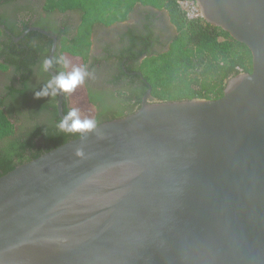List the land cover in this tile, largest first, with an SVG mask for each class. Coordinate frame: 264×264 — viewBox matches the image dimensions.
<instances>
[{
  "label": "water",
  "instance_id": "95a60500",
  "mask_svg": "<svg viewBox=\"0 0 264 264\" xmlns=\"http://www.w3.org/2000/svg\"><path fill=\"white\" fill-rule=\"evenodd\" d=\"M196 2L252 72L80 128L48 64L80 137L0 177V264H264V0Z\"/></svg>",
  "mask_w": 264,
  "mask_h": 264
},
{
  "label": "flooded vegetation",
  "instance_id": "af4514ba",
  "mask_svg": "<svg viewBox=\"0 0 264 264\" xmlns=\"http://www.w3.org/2000/svg\"><path fill=\"white\" fill-rule=\"evenodd\" d=\"M80 16L78 8L61 12L55 1L0 0V112L13 125L12 135L0 139L1 172L46 154L47 147L62 140L68 128L79 135L60 117L58 80L48 71V64L63 84L65 118L80 128H91L142 106L151 86L139 71L141 64L166 52L177 35L167 12L142 4L136 5L126 22L93 27L88 58L80 71L85 94L79 95L94 119L82 125L71 90L52 69L57 64L59 71L66 70L62 43L77 39ZM49 35L56 37V46ZM145 47L148 54L130 61L132 54ZM150 101H155L153 96Z\"/></svg>",
  "mask_w": 264,
  "mask_h": 264
},
{
  "label": "trees",
  "instance_id": "16d2710c",
  "mask_svg": "<svg viewBox=\"0 0 264 264\" xmlns=\"http://www.w3.org/2000/svg\"><path fill=\"white\" fill-rule=\"evenodd\" d=\"M62 1L64 0L60 2ZM66 1H69V4L65 5L64 10L74 9L76 6L81 8L85 14L84 24L93 23L94 21L91 19H94L96 22L101 21V16L96 11H101L106 0ZM136 1L138 0H117V2L113 0L111 1L113 7L109 13L115 10V14L117 15L120 10L125 8L129 10ZM147 1L148 3L155 1L160 8L166 9L171 23L177 30V36L169 49L163 54H154L145 59L139 70L143 74L144 79L152 87V96L155 101L218 100L223 97L226 84L230 79L237 77L241 73L252 72V54L250 50L244 44L232 39L227 32L211 26L202 19L189 21L177 5L178 0ZM75 2L76 4H74ZM122 3H130V5L124 7L121 5ZM56 6L59 7L60 4ZM95 14L99 16L96 18ZM84 31L83 26L77 39L65 40L62 43V53L63 56L65 55L64 59L67 60V71L64 69L59 71L57 64H53L52 66V69L62 76L65 86L69 90L81 94H85V90L80 73L78 74L70 66L69 61L80 58L82 66L86 63L90 39L87 33L89 30L86 33ZM147 52L148 47H145L139 54H132L130 61L137 60L144 53H149ZM1 67L3 66L0 65ZM44 73L48 74L47 72ZM139 109L140 107L128 114H119L118 119L134 114ZM65 114L70 118L66 109ZM59 121L63 124L61 120ZM12 133L13 125L9 118L3 112H0V139L8 138ZM79 137V135L68 128V133L64 134L62 140L50 144L47 147L46 153ZM42 155L40 153L19 165H12L3 169L2 172L0 171V177Z\"/></svg>",
  "mask_w": 264,
  "mask_h": 264
},
{
  "label": "crops",
  "instance_id": "0c3cea01",
  "mask_svg": "<svg viewBox=\"0 0 264 264\" xmlns=\"http://www.w3.org/2000/svg\"><path fill=\"white\" fill-rule=\"evenodd\" d=\"M53 1H55L56 2V5L57 4H60V6L59 7H57V9L58 10H60L61 12H64V11H66V10H68V9H65L64 10V8H65V5L66 4H69V1H66V0H64V1H62V2H60L61 0H53ZM70 1H73V0H70ZM153 2V1H152ZM139 4H142L143 6H151V7H154V8H156V9H158V10H162V11H165V12H167V14H169L168 13V11L166 10V9H163V8H160L159 6H158V4L154 1L153 3H148V1L147 0H138V1H136L135 2V4L133 5V7L132 8H130L129 10H127L126 8L125 9H123V10H120L119 11V13L116 15L115 14V10H113V12H111V13H108L106 16H104V17H101L100 18V20L101 21H95L94 19H91L92 21H94L93 23H87V24H84V16H85V14H84V12L81 10V8L80 7H77L76 6V8H78L79 10H80V12H81V16H80V18H81V23L79 24V33H78V36H79V34H80V32H81V30L83 29V26H84V32L86 33V31L87 30H89V31H87V33H88V35H89V39H90V36H91V33H92V30H93V27H95L96 28V26L98 27V26H104V27H108V26H112L113 24H116V23H119V22H121V23H123V22H126L128 19H129V17H130V15H131V13L133 12V10H134V8L136 7V5H139ZM121 5H123L124 7L126 6V5H130V3H122ZM96 12H98L99 13V15L100 16H102L101 15V12L98 10V11H96ZM99 15H96L95 14V17L97 18ZM103 18H105V19H103ZM107 19V20H106ZM175 28V27H174ZM176 29V28H175ZM177 31V30H176ZM177 36V35H176ZM69 59H71V58H69ZM77 59H79V58H77ZM66 63H67V60H66ZM82 64V63H81ZM67 66V65H66Z\"/></svg>",
  "mask_w": 264,
  "mask_h": 264
},
{
  "label": "rangeland",
  "instance_id": "374dc122",
  "mask_svg": "<svg viewBox=\"0 0 264 264\" xmlns=\"http://www.w3.org/2000/svg\"><path fill=\"white\" fill-rule=\"evenodd\" d=\"M48 1H53V0H48ZM111 1H113V0H106L104 2L103 8H101V11H100L101 15H102L101 17L106 16L112 10L113 6H112ZM116 2H117V0H116ZM69 63H70V66L73 67L79 74L81 71V63H80L79 59H71L69 61ZM69 94H70L71 98L73 100H75L76 106L78 107V110H79L78 113H80L79 114L80 115V118H79L80 123H82L84 125H90L94 119V113L92 112V109L88 106L87 102L85 101V98L82 97L83 95H79L81 93L74 92L73 90H71V92H69Z\"/></svg>",
  "mask_w": 264,
  "mask_h": 264
},
{
  "label": "built area",
  "instance_id": "2783aa9c",
  "mask_svg": "<svg viewBox=\"0 0 264 264\" xmlns=\"http://www.w3.org/2000/svg\"><path fill=\"white\" fill-rule=\"evenodd\" d=\"M177 5L189 21L204 20L202 11L195 0H178Z\"/></svg>",
  "mask_w": 264,
  "mask_h": 264
}]
</instances>
